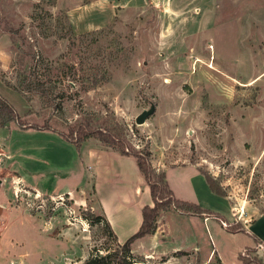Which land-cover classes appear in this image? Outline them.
Wrapping results in <instances>:
<instances>
[{
  "label": "rangeland",
  "instance_id": "374dc122",
  "mask_svg": "<svg viewBox=\"0 0 264 264\" xmlns=\"http://www.w3.org/2000/svg\"><path fill=\"white\" fill-rule=\"evenodd\" d=\"M0 95L18 114L0 111V264H82L112 251L120 259L121 242L98 219L93 176L83 204L40 194L32 185L43 164L16 154L23 144L69 164L76 148L37 129L68 133L92 117L104 130L105 116L135 150L150 151L156 173L197 163L232 207L218 217L171 204L132 244L129 264H227L219 254L264 264V246L230 227L264 212V0H0ZM175 169V197L199 203Z\"/></svg>",
  "mask_w": 264,
  "mask_h": 264
},
{
  "label": "crops",
  "instance_id": "0c3cea01",
  "mask_svg": "<svg viewBox=\"0 0 264 264\" xmlns=\"http://www.w3.org/2000/svg\"><path fill=\"white\" fill-rule=\"evenodd\" d=\"M37 130L39 134L54 136L56 139H60L61 143H66L70 149L75 147L76 150L71 149L73 155L71 162H68L69 164L63 162L61 166H58L56 164V159L58 158H55L52 153L44 154L42 152L43 149L39 148L37 150L23 144L19 145L16 154L20 158L27 157L29 160L38 159L44 166L40 170L42 173V177L40 178L41 187L34 184L32 185L34 190L40 194H49V196L69 194L70 198H74L83 204L85 201L84 192H87L91 188V177L93 176L96 188V205L106 216L119 242H125L133 233L138 231L143 221V207L147 204L152 206L154 202L150 188L145 182L136 159L133 156L123 155L114 148L89 144L88 140L84 141L80 147H77L74 143L62 138L56 131L40 128ZM10 152L8 161L14 158V153ZM55 153L59 155V153ZM174 168H176L174 174L180 176L182 179V185L185 187L182 189L183 192L186 195L194 196L204 208L218 212L223 216L227 215V213L226 215L222 213L225 212V202L232 209L229 200H226L224 196H220L210 189L206 177L197 163L189 162L166 167L164 170L166 176ZM73 174L79 176L75 184L67 181V178ZM167 180L174 194L178 193L177 188L179 187L170 184L169 179ZM220 204L223 207H220ZM221 210L223 211L221 212ZM4 211L5 209H3V213ZM182 215L196 218L195 224L202 225L201 217L190 214ZM211 220L213 219H203V225L209 226ZM5 227L7 226L5 225ZM244 232L253 237L254 244L257 241L264 246V212L252 219V221L244 222ZM219 255L223 262L230 264L222 258L221 254Z\"/></svg>",
  "mask_w": 264,
  "mask_h": 264
},
{
  "label": "trees",
  "instance_id": "16d2710c",
  "mask_svg": "<svg viewBox=\"0 0 264 264\" xmlns=\"http://www.w3.org/2000/svg\"><path fill=\"white\" fill-rule=\"evenodd\" d=\"M0 111L3 115L8 116L10 119L18 120V114L14 106L3 96L0 95ZM20 122V120L18 121ZM94 119L92 117L84 118L82 121L77 122L69 127L68 133L58 132L66 140L74 143L77 147H80L81 144L86 141L88 138L94 136L102 138L103 141L108 143H113L116 150L121 154L127 156H133L136 159L137 165L140 171L143 174L146 184L150 188V193L154 204L145 205L142 209L143 221L140 228L136 233L129 237L124 243H119V247L122 249V256L119 260L114 258V252H107L105 254L96 253L89 257L82 264H129V257L131 256V246L132 244L141 238L151 235L155 232L157 228L158 218L163 210H166L171 204L175 206L177 210L189 213L194 212L201 214L204 212L212 213L218 217L222 215L213 210L204 208L201 204L196 202H189L178 199L175 197L173 190L171 189L166 172L162 171L161 173H156L152 167V164L149 159L150 151L140 152L135 150L131 144L127 141L124 134V129L117 121H111L107 116L98 120L103 126V129H92ZM25 124H22V126ZM42 129V128H40ZM49 129V128H43ZM50 130V129H49ZM55 131V130H54ZM145 154V155H144ZM205 175L206 180L210 189L220 195L226 196L224 192L220 190V187H217L214 184L213 179L202 171ZM184 208H188L187 211ZM192 208V209H191ZM192 210V211H191ZM98 219H103L107 222L108 227L114 233L110 223L108 222L105 216H98ZM230 227L233 228V232L244 231V225L240 222H233L230 224ZM115 234V233H114ZM116 235V234H115ZM119 253V251H118ZM243 264H248L243 261Z\"/></svg>",
  "mask_w": 264,
  "mask_h": 264
},
{
  "label": "water",
  "instance_id": "95a60500",
  "mask_svg": "<svg viewBox=\"0 0 264 264\" xmlns=\"http://www.w3.org/2000/svg\"><path fill=\"white\" fill-rule=\"evenodd\" d=\"M156 111V107L155 106H152L150 109H145L143 110L138 116H137V119H136V122L138 124H143L144 122H146L147 118L149 116H151L152 114H154ZM3 206H0V212L2 213L3 211Z\"/></svg>",
  "mask_w": 264,
  "mask_h": 264
},
{
  "label": "built area",
  "instance_id": "2783aa9c",
  "mask_svg": "<svg viewBox=\"0 0 264 264\" xmlns=\"http://www.w3.org/2000/svg\"><path fill=\"white\" fill-rule=\"evenodd\" d=\"M225 223V222H224ZM226 224V223H225Z\"/></svg>",
  "mask_w": 264,
  "mask_h": 264
}]
</instances>
